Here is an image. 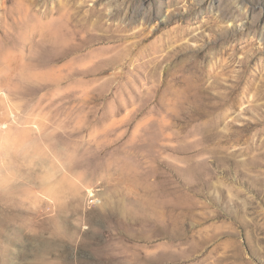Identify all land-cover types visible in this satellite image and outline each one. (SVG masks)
Returning <instances> with one entry per match:
<instances>
[{"label":"rangeland","instance_id":"obj_1","mask_svg":"<svg viewBox=\"0 0 264 264\" xmlns=\"http://www.w3.org/2000/svg\"><path fill=\"white\" fill-rule=\"evenodd\" d=\"M0 264H264V0H0Z\"/></svg>","mask_w":264,"mask_h":264}]
</instances>
